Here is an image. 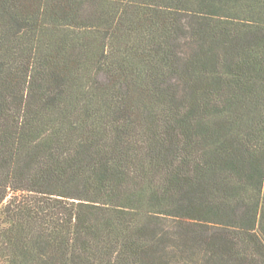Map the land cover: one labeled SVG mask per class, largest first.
Here are the masks:
<instances>
[{
	"label": "trees",
	"instance_id": "16d2710c",
	"mask_svg": "<svg viewBox=\"0 0 264 264\" xmlns=\"http://www.w3.org/2000/svg\"><path fill=\"white\" fill-rule=\"evenodd\" d=\"M0 264H264V0H0Z\"/></svg>",
	"mask_w": 264,
	"mask_h": 264
}]
</instances>
